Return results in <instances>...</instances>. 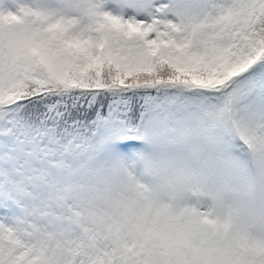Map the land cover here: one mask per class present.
<instances>
[{
	"label": "snow or ice",
	"instance_id": "obj_1",
	"mask_svg": "<svg viewBox=\"0 0 264 264\" xmlns=\"http://www.w3.org/2000/svg\"><path fill=\"white\" fill-rule=\"evenodd\" d=\"M0 264H264V0H0Z\"/></svg>",
	"mask_w": 264,
	"mask_h": 264
}]
</instances>
